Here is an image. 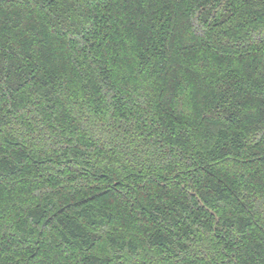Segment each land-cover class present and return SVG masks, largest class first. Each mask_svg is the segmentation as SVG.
Here are the masks:
<instances>
[{
    "label": "trees",
    "instance_id": "trees-1",
    "mask_svg": "<svg viewBox=\"0 0 264 264\" xmlns=\"http://www.w3.org/2000/svg\"><path fill=\"white\" fill-rule=\"evenodd\" d=\"M0 264H264V0H0Z\"/></svg>",
    "mask_w": 264,
    "mask_h": 264
},
{
    "label": "water",
    "instance_id": "water-1",
    "mask_svg": "<svg viewBox=\"0 0 264 264\" xmlns=\"http://www.w3.org/2000/svg\"><path fill=\"white\" fill-rule=\"evenodd\" d=\"M198 200L201 202V199L200 198H198Z\"/></svg>",
    "mask_w": 264,
    "mask_h": 264
}]
</instances>
